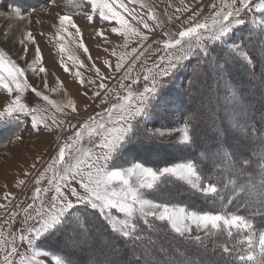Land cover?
<instances>
[{"label": "rangeland", "instance_id": "374dc122", "mask_svg": "<svg viewBox=\"0 0 264 264\" xmlns=\"http://www.w3.org/2000/svg\"><path fill=\"white\" fill-rule=\"evenodd\" d=\"M0 16V154L43 142L0 178V264L264 259V0H0ZM86 205L118 235L85 210L62 224ZM135 218L159 223L154 245L120 241Z\"/></svg>", "mask_w": 264, "mask_h": 264}, {"label": "trees", "instance_id": "16d2710c", "mask_svg": "<svg viewBox=\"0 0 264 264\" xmlns=\"http://www.w3.org/2000/svg\"><path fill=\"white\" fill-rule=\"evenodd\" d=\"M144 121L147 120L146 117L143 118ZM142 119V120H143ZM140 121L137 120L135 122V124H138ZM139 125V124H138ZM132 135V134H131ZM127 142V141H126ZM222 150L224 149V146H222ZM205 151V149H203L200 153L201 155H203V152ZM260 151V150H259ZM223 155H226L227 156V153H225L224 151L221 152ZM261 153H258L257 154V157L258 159L260 158V160L256 161L255 160V157L253 158L255 163L258 162V166L260 164V162H262V160L264 159L262 156H259ZM226 156H223V157H226ZM257 166V169H259V167ZM223 180H224V184L227 185L226 183V178L227 176L226 175H223ZM221 177V178H222ZM220 178V180H221ZM221 183H223V181L221 180ZM252 184V182H251ZM229 186H230V183H229ZM227 190H228V187H227ZM255 195V194H254ZM236 196L239 197V194H236ZM262 197H264V194H262ZM82 207V208H81ZM77 209H74V210H71L70 212H68V214L66 215V217L64 218L62 224H68V220H69V217L70 216H73L75 214H78L80 215V213L82 212V214L84 213V210L86 211L84 213V217L85 218H88L89 219V216H95L97 217V219L99 220V223L102 225L103 228H105L108 232V234H113L114 236H117L118 234L115 232V230L113 229L109 219H108V216H105L101 211H99L97 208L95 207H92V206H78L76 207ZM89 215V216H88ZM68 217V218H67ZM77 217L75 218V221ZM258 221H259V227H256L259 231L263 230L264 229V213L257 217ZM73 221V220H72ZM158 222L157 221H144L142 218H135V220L132 222V229H129L128 230V233L125 234V235H119L118 237L120 238V241L121 242H128L130 243V246L128 247L129 249H131L133 246V248H137L138 245H141L143 243H146V244H150V245H154V243H152V239H154L153 237H155V235L157 233L155 232H159L160 228L158 226ZM63 227V226H62ZM56 229H53L52 232H54ZM167 234L169 233V231H165ZM213 238V237H210V239ZM148 241V243H147ZM212 241H214V239H212ZM198 245H201V241L200 240H197L196 241ZM137 246V247H136ZM238 247V246H237ZM141 249V247H139ZM138 248V249H139ZM220 249V248H219ZM217 248V250H219ZM240 249V247H239ZM222 249H220V253L223 255V257H225V255H229V258L235 263V264H264V259L263 257L260 258L258 257L257 260L254 259L253 257H251V255L248 256L247 253H243V248L240 249L239 251L234 249V251H232V249L228 251H221ZM140 251L142 252H145L143 249H141ZM245 251V249H244ZM224 252H226L227 254H225ZM246 252V251H245ZM146 253V252H145ZM225 254V255H224ZM144 255V254H143ZM143 261V262H142ZM136 262V261H135ZM140 262V263H139ZM136 264H147V262H144V260H139L138 262H136Z\"/></svg>", "mask_w": 264, "mask_h": 264}, {"label": "bare ground", "instance_id": "6f19581e", "mask_svg": "<svg viewBox=\"0 0 264 264\" xmlns=\"http://www.w3.org/2000/svg\"><path fill=\"white\" fill-rule=\"evenodd\" d=\"M31 2V1H29ZM0 20H3V16H0ZM3 25V24H2ZM20 29V28H19ZM18 27H14L12 29V31L9 33V36L13 39H16L14 40V44H16V42L19 41V34H25L26 36H29V33H22L21 30H19ZM22 36V35H21ZM20 36V38H21ZM19 46V45H18ZM15 47V46H14ZM19 48V47H18ZM27 52L30 54L31 50H32V47H27ZM20 50V49H19ZM48 71L47 69L45 70H41L39 75L35 78L34 77V82L35 83H39L40 86L44 85L47 81V76H48ZM61 85V84H60ZM67 90V86H63V84L60 86V93H65V91ZM191 94V93H190ZM259 94H260V91H259ZM192 95V94H191ZM258 95V94H257ZM261 96V95H260ZM191 99V97H190ZM221 103V102H220ZM217 104V102H216ZM190 107V106H189ZM217 109V107L215 108ZM220 110V109H219ZM222 110V109H221ZM214 112V111H213ZM218 114V112H217ZM219 116V115H218ZM223 116V115H222ZM218 121V120H217ZM226 122V121H225ZM212 123V122H211ZM214 123V122H213ZM221 123V122H220ZM219 125V124H218ZM226 125V124H225ZM219 127V126H217ZM221 127V126H220ZM248 139V138H246ZM201 141V140H200ZM203 141V140H202ZM24 142H27L25 141H22L21 143H19L18 145H12L11 147H9L8 149L5 150V152L3 151L1 154H0V178L3 179L4 176H3V173L6 171V170H15L16 168L20 167L22 168L25 164H26V159L28 154H32L34 152V148L35 146L39 147V144L40 143H43L42 141H39L37 142V144H34L33 142H28L25 144H23ZM26 146H28V151L26 149ZM228 147V146H227ZM20 148H22L23 150H21ZM232 148V147H231ZM187 149H190V148H187ZM29 152L28 154H24L25 151ZM24 151V152H23ZM235 155V154H234ZM5 168V169H3ZM190 196V195H189ZM193 202V201H192ZM92 231V230H91ZM96 233V232H95ZM60 237H62L60 235ZM63 239V238H62ZM61 239V240H62ZM95 239V238H94ZM99 241V240H98ZM127 246V245H126ZM134 247V246H133ZM137 247V246H136ZM140 249V248H139ZM136 250V249H135ZM174 250V249H173ZM125 250H123L124 252ZM132 251V250H131ZM111 252V251H110ZM140 252V251H139ZM142 252V251H141ZM165 252V251H164ZM138 253V252H137ZM144 254V253H143ZM168 254V253H167ZM114 255V254H113ZM117 255V254H116ZM139 255V254H138ZM163 255V254H162ZM145 256V255H144ZM123 257V256H122ZM137 257V256H136ZM183 257V256H182ZM158 259V258H157ZM158 261V260H157ZM143 262V261H142ZM164 262V261H163ZM140 263V262H139ZM148 263V262H147ZM153 263V262H152ZM161 263V262H160ZM150 264V263H149Z\"/></svg>", "mask_w": 264, "mask_h": 264}]
</instances>
